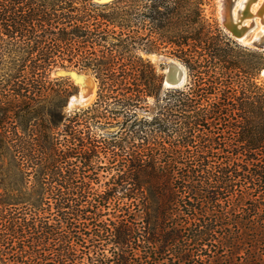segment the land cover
Segmentation results:
<instances>
[{
	"label": "trees",
	"instance_id": "obj_1",
	"mask_svg": "<svg viewBox=\"0 0 264 264\" xmlns=\"http://www.w3.org/2000/svg\"><path fill=\"white\" fill-rule=\"evenodd\" d=\"M212 3L0 0V264H264V52Z\"/></svg>",
	"mask_w": 264,
	"mask_h": 264
},
{
	"label": "rangeland",
	"instance_id": "obj_2",
	"mask_svg": "<svg viewBox=\"0 0 264 264\" xmlns=\"http://www.w3.org/2000/svg\"><path fill=\"white\" fill-rule=\"evenodd\" d=\"M239 2H240V0L238 1V3H235V7H234L235 12L239 7ZM220 6H221L220 0H213L212 6L209 8V12L213 13V15L217 18V20L221 23V25L224 26L222 21H221V17H220L221 16L220 15V12H221ZM244 7H245V3H244ZM247 11H250V14H247ZM240 15L243 16V18H242L243 23L250 27L248 30V34H247L248 39L246 40V42L245 41L241 42V41L237 40L225 27L224 28L233 36V38L239 44H241L245 47H248L252 50L264 52V50H262V48L256 47V46L248 43L249 39L254 38L255 36H260L261 34L264 33V0H249L247 8ZM145 56H147L155 64V66L163 74L164 77L167 74L168 70L170 69L171 64H176V65L180 66L184 72V80H185L184 84L188 81V73H187L186 67L176 58H174V57H172L166 53H162V52L147 53V54H145ZM262 71L260 74V78L264 80V75L262 74ZM74 72L76 74H83L84 75V76H82L83 79L76 80V78L73 76ZM88 73L89 72L81 71V70H79L75 67H71V66H65V67L59 66L53 70L52 76H54V77H67L73 81V83L76 85V91L72 95H76L78 91L86 93V96H87L88 92L92 93V99H91L90 103L85 104V105H81V104L78 105L77 103H75V100L77 98L74 97V104L69 109H66V107H65V112L67 114H69L75 110H79L81 108L87 107V106L91 105L96 100L97 83H96L95 78L91 75H88ZM108 130H110V129H108ZM111 130H114V128H111ZM104 174L107 175L108 177L103 176ZM110 176L111 175L108 174L107 172L104 173L103 171H101L99 182L98 183L95 182V184H94L95 187L98 188L99 190H103L106 187L105 183L107 180H109ZM115 207H117V208H115ZM117 209H118V206L115 202H112V204L110 203V208L107 210L108 214L106 216H104L105 219L106 218L115 219V215L118 212ZM111 247H112V245H109L107 247V249L105 250V253L108 256L112 255V253L114 251V249H112ZM239 255H243V251L239 250V252L234 256L235 257L234 259L237 261H241Z\"/></svg>",
	"mask_w": 264,
	"mask_h": 264
},
{
	"label": "water",
	"instance_id": "obj_3",
	"mask_svg": "<svg viewBox=\"0 0 264 264\" xmlns=\"http://www.w3.org/2000/svg\"><path fill=\"white\" fill-rule=\"evenodd\" d=\"M237 0H222L223 8L221 9V21L224 27L239 41H241V37L248 33L249 26L245 25L242 21L243 16L237 14V18H235L234 7ZM242 42V41H241ZM252 45L262 48L264 50V37L260 42H253ZM87 74V73H86ZM264 75V70L262 71ZM88 75H91L88 73ZM92 76V75H91ZM185 80L180 79L172 69L168 70L167 74L163 79V87L164 88H173V87H181L184 85ZM86 93L78 91L76 95H72L67 102L66 109H69L74 104V97L77 98L76 103H82L85 99ZM79 105V104H78ZM81 105H85L81 104Z\"/></svg>",
	"mask_w": 264,
	"mask_h": 264
},
{
	"label": "bare ground",
	"instance_id": "obj_4",
	"mask_svg": "<svg viewBox=\"0 0 264 264\" xmlns=\"http://www.w3.org/2000/svg\"><path fill=\"white\" fill-rule=\"evenodd\" d=\"M221 1V6H220V9H222L223 8V3H222V0H220ZM238 1L239 0H237V2L236 3H238ZM248 1L249 0H240V2H239V7H238V9L236 10V12L234 11V13H235V18H237V14H241V13H243L244 11H245V9L247 8V6H248ZM244 3H245V7H244ZM243 7V8H242ZM247 14H250V11H247ZM221 17V16H220ZM247 34L248 33H246L245 35H243V37H241L240 39H241V41L242 42H246V40L248 39L247 38ZM264 37V33L263 34H261L260 36H255L254 38H251V39H249V42L248 43H253V42H260L261 40H262V38ZM172 69V71L173 72H175L176 73V75L180 78V79H184V72H183V70H182V68L180 67V66H178V65H176V64H171V66H170V70ZM73 76L76 78V80H81V79H83V77L82 76H84L83 74H76L75 72L73 73ZM91 99H92V93L91 92H88L87 93V96L85 97V99L82 101V103H77V104H89L90 103V101H91ZM77 102V99L75 100V103Z\"/></svg>",
	"mask_w": 264,
	"mask_h": 264
}]
</instances>
